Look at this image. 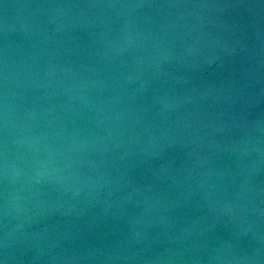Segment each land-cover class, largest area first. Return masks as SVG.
Returning <instances> with one entry per match:
<instances>
[{
  "label": "water",
  "instance_id": "95a60500",
  "mask_svg": "<svg viewBox=\"0 0 264 264\" xmlns=\"http://www.w3.org/2000/svg\"><path fill=\"white\" fill-rule=\"evenodd\" d=\"M0 264H264V0H0Z\"/></svg>",
  "mask_w": 264,
  "mask_h": 264
}]
</instances>
